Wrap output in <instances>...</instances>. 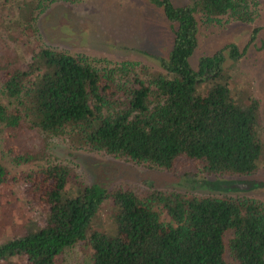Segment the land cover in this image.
Masks as SVG:
<instances>
[{
  "label": "trees",
  "instance_id": "obj_1",
  "mask_svg": "<svg viewBox=\"0 0 264 264\" xmlns=\"http://www.w3.org/2000/svg\"><path fill=\"white\" fill-rule=\"evenodd\" d=\"M55 1L82 0H0V10L7 7L11 15L0 19V31L11 27V39L35 44L25 61L0 35V128L14 164L42 155L22 139L53 136L73 149L163 170H171L181 157L206 175L243 176L258 169L264 141L255 130L257 101L232 98L221 80L223 50L236 60L235 46L201 57L197 70L188 64L198 24L251 23L257 0L182 5L150 0L161 8L171 32L168 58H159L161 69L152 72L136 61L44 45L36 22ZM204 82L209 86L199 95ZM70 175L60 164L10 175L0 162V187L25 182L47 209L41 227L0 245V261L18 255L27 264H59L64 249L85 242L90 264H264L262 201L160 190L138 196L127 186L106 189L96 183L79 184L67 194ZM255 187L264 188V182L245 186ZM108 204L113 233L92 229L93 219Z\"/></svg>",
  "mask_w": 264,
  "mask_h": 264
},
{
  "label": "rangeland",
  "instance_id": "obj_2",
  "mask_svg": "<svg viewBox=\"0 0 264 264\" xmlns=\"http://www.w3.org/2000/svg\"><path fill=\"white\" fill-rule=\"evenodd\" d=\"M189 1L171 0L174 5ZM10 16L7 7L0 10V19L10 20ZM36 28L42 43L49 47L112 61H136L150 72L160 71L159 58L167 60L171 45L168 22L161 8L150 0H82L73 4L55 1L39 16ZM11 30V27L3 28L0 35L27 61L35 44H31V39H11L9 35L14 34ZM230 44L235 46L238 57L233 60L223 50L221 80L225 78L232 98L242 103L246 98L257 101L255 130L264 141V132L261 131L264 114V0H257V13L251 23L198 24L197 44L188 64L197 70L201 57L210 56ZM208 86L209 82L202 83L197 93L203 95ZM22 140L31 151L42 152V157L38 154V158L29 163L14 164L6 150V135L0 128V162L9 174L35 170L47 164L64 165L71 174L67 194L76 192L79 184L96 183L106 189L127 186L138 196L151 190L195 196L225 193L264 202L263 187L245 188L249 182H264V148L260 165L252 174L215 176L202 173L199 165L183 157L176 160L171 170H163L107 154L73 149L58 137L38 136L30 141ZM35 193L39 195L30 191L28 184L22 181L6 182L0 187V245L44 224L47 209L37 200ZM110 211L109 204L102 207L91 228L113 233ZM160 219L168 222L164 212H160ZM227 237L225 234L224 242ZM89 254L88 245L79 242L64 249L59 264H90ZM224 259L232 263L227 252H224ZM0 264H27V260L18 255L9 256Z\"/></svg>",
  "mask_w": 264,
  "mask_h": 264
}]
</instances>
